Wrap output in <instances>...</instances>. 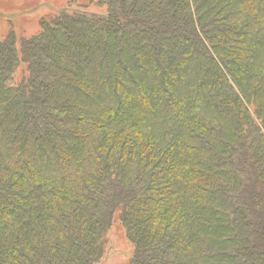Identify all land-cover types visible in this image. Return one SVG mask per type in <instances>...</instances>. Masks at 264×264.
Wrapping results in <instances>:
<instances>
[{
	"label": "trees",
	"instance_id": "trees-1",
	"mask_svg": "<svg viewBox=\"0 0 264 264\" xmlns=\"http://www.w3.org/2000/svg\"><path fill=\"white\" fill-rule=\"evenodd\" d=\"M50 7L0 37V264H264V0Z\"/></svg>",
	"mask_w": 264,
	"mask_h": 264
},
{
	"label": "rangeland",
	"instance_id": "rangeland-1",
	"mask_svg": "<svg viewBox=\"0 0 264 264\" xmlns=\"http://www.w3.org/2000/svg\"><path fill=\"white\" fill-rule=\"evenodd\" d=\"M62 2L64 0H0V37L11 29H14L18 36L36 33L43 12L51 8L50 6H57ZM107 242L106 256L107 259L110 258L108 263L125 264L127 251L132 250V246L120 225H111L107 233ZM108 263L105 261L102 264Z\"/></svg>",
	"mask_w": 264,
	"mask_h": 264
}]
</instances>
